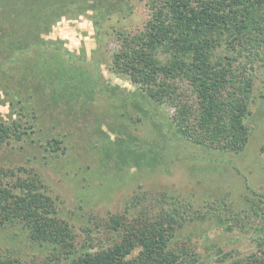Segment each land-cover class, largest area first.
I'll return each instance as SVG.
<instances>
[{"label":"rangeland","instance_id":"1","mask_svg":"<svg viewBox=\"0 0 264 264\" xmlns=\"http://www.w3.org/2000/svg\"><path fill=\"white\" fill-rule=\"evenodd\" d=\"M128 1L123 13L115 10L97 18L98 24L89 16L63 17L43 35L41 49L20 56L39 57L57 72L53 76L67 86L83 120L68 126L57 154L47 140L57 132L52 125L60 119L64 125L67 118L53 114L48 105L40 117L35 112L36 120L27 116L33 130L22 140L11 136L0 144V168L10 172L1 175L11 185L37 177L69 223L74 246L68 252L56 243L33 240L16 223L0 228V260L70 264L121 241L122 227L113 222L117 216L135 224L165 213L182 223L174 229L171 249L192 254L197 264H247L251 255L262 253L255 239L263 234L264 220V49L249 69L254 87L246 148L225 151L195 143L164 116H173L185 101L195 104L187 81L174 82L183 102L168 101L160 108L112 68L113 54L122 52L119 33L139 34L150 19L147 0ZM12 64H3L0 77ZM11 102L0 90V121L13 123L19 117L21 122L19 113H25L18 98L17 106Z\"/></svg>","mask_w":264,"mask_h":264},{"label":"trees","instance_id":"2","mask_svg":"<svg viewBox=\"0 0 264 264\" xmlns=\"http://www.w3.org/2000/svg\"><path fill=\"white\" fill-rule=\"evenodd\" d=\"M147 2L150 19L139 34L119 33L122 52L113 54L112 68L139 85L141 93L160 108L168 101L183 102L174 82L187 81L196 105L185 101L173 116L164 113L169 123L195 143L225 151L244 150L250 140L247 120L254 87L249 69L264 49V0ZM129 6L128 0H0V68L13 63L8 75L0 77V90L11 97L13 107L18 98L20 111L25 113L14 108L21 122L19 117L13 123L0 121V144L11 136L17 140L27 136L33 130L35 112L40 117L48 105L53 114L67 118L64 125L63 119L52 125L57 132L47 140L52 152L62 151L68 126L83 120L82 108H74L69 89L53 76L57 72L52 67L34 55L20 56L41 49L46 44L43 35L51 33L65 16H89L98 24V19L123 13ZM8 173L0 168V228L22 223L33 240L53 242L71 252V227L60 218L47 188L37 177L11 185L2 177ZM113 222L115 228L122 227L120 242L107 251L79 255L70 264H197L192 254L171 249L174 229L182 223L170 214L135 224L123 223L117 216ZM262 232L255 239L262 253L251 255L247 264H264V220ZM0 264L21 262L7 259Z\"/></svg>","mask_w":264,"mask_h":264}]
</instances>
